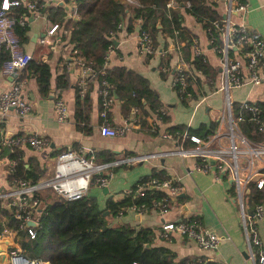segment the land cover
<instances>
[{"label":"crops","instance_id":"0c3cea01","mask_svg":"<svg viewBox=\"0 0 264 264\" xmlns=\"http://www.w3.org/2000/svg\"><path fill=\"white\" fill-rule=\"evenodd\" d=\"M37 1L40 4L39 9L26 14L22 34L19 37L16 35L20 50L30 55L28 63L17 71V76L23 80L20 95L30 104V110L24 115H18L12 109L4 113L0 112V240L2 242L0 246L2 249L5 251L11 248L20 249L18 241L21 237L14 229L7 226L5 219L7 214L13 220L16 218L15 207L10 205L11 197L6 196L14 187V183L7 178L12 166L8 154L13 146L7 144L5 140L8 137L34 134L44 138L46 144L37 149L26 144L15 147L23 167L36 166L40 172L37 183L52 179L55 157L63 150L86 157L93 163L116 161L121 157L134 154L158 153L160 156L156 158L104 168L101 175L106 178L105 186L99 187L89 183L83 195L89 196L99 208H103L107 198L112 201L121 200L126 190L131 188L138 179L149 176L153 169L160 170L182 187L181 192L170 205V209L162 216L152 208L138 212L126 206L116 214H110L105 209L107 211L105 219L108 223L113 226L151 229L153 233L151 245H161L170 249L175 255L174 261L192 259L197 261L196 264H207L209 261H217L221 264H253L239 223L238 208L233 198L230 181L221 175L215 176L211 171L196 170L195 159L191 157L162 154L174 149L175 143L145 128H140L138 122H135L129 114H122L121 105L114 97L105 117H99L98 83L93 76H86L85 82L89 104L86 124L89 131L83 133L76 127L73 117L74 96L80 71L75 59L80 56L72 48V44L67 42V38L60 39L61 33H66L61 32L60 29H55L52 34L47 33L51 24L54 23L53 19L63 22L72 17L74 3L73 0ZM242 2L246 4V11L240 19L235 20L241 21L247 28L257 32L264 41V0H242ZM181 25L198 40H204L201 27L189 14L182 12ZM158 26L157 23L156 27ZM137 28L138 26L133 22L130 31L121 29L114 37H110L111 47L105 53V68L124 66L146 80L148 87L164 109L165 120L161 126L163 129L173 126L181 128L186 123L191 129H196L214 121L224 94L220 91L212 92L192 110V104L179 99L169 87L170 71L163 73L158 70L159 63L163 62L160 56L146 55L138 50L135 42ZM156 39L161 45L163 36L158 33ZM0 54H3L0 58H6V52L2 49ZM209 61L213 62L214 59L211 57ZM37 62H43L48 66V86L44 93L38 91L35 76L28 67ZM2 63L3 61L0 62V66ZM58 75H61L66 86L55 85V78ZM14 77L15 73L6 74L0 71V92L10 85ZM199 87L206 93L205 83H200ZM231 93H234V97L231 98L233 103L264 102L263 86L242 85L229 89L228 95ZM56 98H60L66 106V114L61 121L56 120L54 114L53 102ZM152 116V111L147 109V114L144 116L146 125L149 117ZM103 122L113 127L122 125L123 132L116 136L101 135L98 127ZM102 188H106V192H103ZM34 192L40 202H49L59 197L50 186L40 187ZM38 208L34 214H31L30 220L34 222L33 226L36 225L35 216L39 211ZM192 215L197 216L205 227L219 236L214 249L199 248L193 241L178 235H172L168 240L159 237V226L162 220H175ZM26 221L23 222L24 228H26L24 226ZM254 225L260 240V248L264 253V213ZM2 228H6L9 233L2 234ZM251 249L254 250V247L251 246ZM1 264H6L5 259Z\"/></svg>","mask_w":264,"mask_h":264},{"label":"built area","instance_id":"2783aa9c","mask_svg":"<svg viewBox=\"0 0 264 264\" xmlns=\"http://www.w3.org/2000/svg\"><path fill=\"white\" fill-rule=\"evenodd\" d=\"M135 3V0H124ZM205 3H214L219 18L208 22L202 27L204 40L190 33L189 39H179L176 32L167 43L157 48L152 45V40L146 30L137 28L136 46L139 51L146 55L157 54L163 58L159 63L158 70L163 73L170 71L169 87L182 101L192 104L194 110L205 97L216 91L224 94L220 110L214 119L215 128L206 135L188 130V123L180 129L167 130L161 128L163 124L161 113L154 114L148 119L146 129L159 135L163 139L175 143L176 147L162 154H177L183 157L195 159L194 168L207 172L211 171L215 176L220 175L230 181L233 198L237 204L239 223L242 229L248 254L253 264H264V253L260 248V240L256 233L255 221L260 219L264 213V203L257 202L252 205L250 212L244 203V190L248 183L260 188L264 183V111L252 101H240L233 103L229 100L228 91L242 85L264 87V41L262 37L252 29L246 27L241 18L246 11L244 2L235 0H205ZM183 5V3H182ZM188 4L185 3L184 6ZM177 6V0H165L166 8ZM40 4L37 0H0V49L6 52V59L0 66L2 73H15L10 85L0 92V112L8 109L14 110L18 115H24L30 110V104L22 98L20 90L23 80L17 76V71L22 69L30 55L20 50L18 40L13 29V8H21L23 12L18 13L15 23L20 27L25 23L26 14L35 12ZM72 16H75L74 10ZM195 21V20H194ZM140 18L134 19L138 26ZM196 22V21H195ZM122 23L118 22L116 31L109 32V37H114ZM55 29L65 33L61 25L51 24L47 30L52 34ZM187 43V44H186ZM187 45L188 56L183 54V48ZM111 44L107 45L106 51ZM200 58V63L206 64L211 72H203L195 68L192 58ZM214 61L210 62L209 58ZM75 62L80 71V77L76 82L78 95L81 96L85 90V77L93 76L94 69L84 64L81 58L76 57ZM105 68L103 63L102 68ZM103 70V69H102ZM103 73V71H101ZM100 72V73H101ZM200 83L207 85L206 93L199 87ZM98 115L105 117L107 109L113 102V96L104 79L98 83ZM55 118L63 120L66 114V106L60 98L53 102ZM136 108L133 107L129 116L135 122ZM161 115V116H160ZM248 121L252 130L259 135L260 139H252L241 132L238 123ZM125 123V120H124ZM124 127H113L103 122L98 127L101 135L116 136L123 132ZM5 142L10 146L26 144L37 149L46 144V140L34 134L13 136L6 138ZM160 156L158 153L134 154L119 158L116 161L106 163H93L90 159L78 156L69 150L57 153L53 170V177L42 183L28 184L21 180L14 181L13 189L6 194L11 197L10 205L15 207L16 218L24 220L31 219V213L39 206V198L35 195L38 188L50 186L62 199H75L83 196L89 183L103 187L106 178L101 175L102 170L117 164H133L149 158ZM212 159V163L209 160ZM12 164L14 163L11 160ZM148 189L159 190L161 195L151 199L149 204H130L129 207L138 212L146 208L156 210L159 215H164L172 202L181 192V185L169 176H149L142 182L135 183L134 187L126 190L125 195L141 196ZM15 199V200H14ZM23 214V216H22ZM21 224L19 226H21ZM29 238L33 236V229L26 227ZM2 234H8L6 228H2ZM159 237L168 240L172 235H178L193 241L199 248L214 249L219 236L209 228L205 227L197 216H186L175 220H162L159 226ZM254 247V250L251 249ZM6 264H47L38 258H28L21 253L20 249L4 250ZM254 260V261H253ZM196 260H185L182 264H196ZM207 264H221L217 261H209Z\"/></svg>","mask_w":264,"mask_h":264},{"label":"trees","instance_id":"16d2710c","mask_svg":"<svg viewBox=\"0 0 264 264\" xmlns=\"http://www.w3.org/2000/svg\"><path fill=\"white\" fill-rule=\"evenodd\" d=\"M235 1L242 2V0ZM180 2L183 3L182 6H180ZM73 3L75 16L69 17L63 22L52 20L65 30L66 34L61 33L60 39L67 38V42L72 44V48L78 52L83 63L94 69L93 77L97 83L100 79L106 81L110 94L114 95L121 105L122 114L128 115L133 107L136 108L134 117L140 128L143 129H146L144 116L147 114V109L157 115L161 113L160 110L164 111V109L148 87L146 80L139 74L124 66L102 68L107 45L111 44L109 32L117 30L118 22H121L122 29L128 32L132 29L134 19L140 18L141 22L138 28L146 30L151 37L152 45L160 48L172 37L173 32H176L179 39L188 41L189 32L181 25L182 12L192 16L202 27H205L209 21L219 18L215 4H207L205 0H177V6L174 8H166L165 0H135L134 4L124 0H73ZM185 3L188 5L184 6ZM21 12H23L21 8L12 10L13 29L18 37L22 34V27L15 23V18ZM157 23L158 27H156ZM158 33L163 36L161 45L157 43L156 35ZM187 52V45H185L183 54L186 58ZM5 59L1 57L0 62ZM160 60L163 61V58L160 57ZM191 61L195 68H200L205 73L211 72L206 64L200 63V58L195 57ZM28 67L35 76L38 91L44 93L48 86V66L43 62H37ZM84 79L86 82L87 78ZM55 85L66 86L61 75L56 76ZM256 105L262 112L264 111V102H256ZM88 108L87 92L84 90L79 96L76 88L73 117L76 127L83 133L89 131L86 124ZM161 117L164 121L165 114ZM238 125L246 136L260 139L259 135L253 132L250 122L245 120L239 122ZM178 127L173 126L166 129H180ZM214 128L215 123L211 121L207 126L201 125L196 129L189 128L188 130L206 135ZM18 155L16 147L13 146L12 151L8 154V157L14 161L7 174L8 180L13 183L16 180L28 184L36 183L40 172L36 166L24 168ZM149 176L162 177L164 174L160 170L153 169ZM149 176L141 177L136 183L142 182ZM160 195L159 190L148 189L138 197L124 195L119 201L107 198L103 208H99L97 203L86 195L75 199L57 197L49 202H40L39 200V211L35 216L36 225L31 227L34 231L31 238L28 237L23 222L21 224V218L13 220L7 214L5 219L7 226L14 229L19 236L21 235L18 241L21 253L28 258H38L49 264H182L185 260L174 261L175 255L167 247L151 245L153 236L151 229L113 226L102 215L105 209L110 214H116L123 207L132 203L138 205L143 202L148 205L151 199ZM243 197L249 210L257 202L264 203V183L260 188L248 183ZM35 212L36 209L33 214ZM20 224L21 226H19Z\"/></svg>","mask_w":264,"mask_h":264},{"label":"water","instance_id":"95a60500","mask_svg":"<svg viewBox=\"0 0 264 264\" xmlns=\"http://www.w3.org/2000/svg\"><path fill=\"white\" fill-rule=\"evenodd\" d=\"M180 6H182V3L180 2ZM113 97L115 98V96L113 95ZM212 159L209 160L210 163H212ZM103 192H106V188H102ZM250 212V210H249ZM102 215L106 216L107 215V211H103ZM34 222L31 220H27L24 224L25 227H29V226H33ZM0 243L1 240H0ZM145 246H147V244H145ZM5 259V254H4V250L2 249V247L0 246V264L2 263V261Z\"/></svg>","mask_w":264,"mask_h":264},{"label":"rangeland","instance_id":"374dc122","mask_svg":"<svg viewBox=\"0 0 264 264\" xmlns=\"http://www.w3.org/2000/svg\"><path fill=\"white\" fill-rule=\"evenodd\" d=\"M232 96L234 97V93L229 94V100H231Z\"/></svg>","mask_w":264,"mask_h":264}]
</instances>
